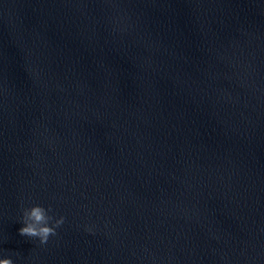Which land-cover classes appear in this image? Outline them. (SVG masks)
<instances>
[{"label":"water","instance_id":"obj_1","mask_svg":"<svg viewBox=\"0 0 264 264\" xmlns=\"http://www.w3.org/2000/svg\"><path fill=\"white\" fill-rule=\"evenodd\" d=\"M3 258L264 264V0H0Z\"/></svg>","mask_w":264,"mask_h":264},{"label":"clouds","instance_id":"obj_2","mask_svg":"<svg viewBox=\"0 0 264 264\" xmlns=\"http://www.w3.org/2000/svg\"><path fill=\"white\" fill-rule=\"evenodd\" d=\"M51 209H45L42 206L34 205L31 208L25 209L22 215V227L18 230L21 236L36 238L40 244H46L50 236H55L56 229L60 227L64 218L60 217L53 220V217L48 214ZM52 225L49 226V222ZM0 264H13L10 258L0 259Z\"/></svg>","mask_w":264,"mask_h":264}]
</instances>
